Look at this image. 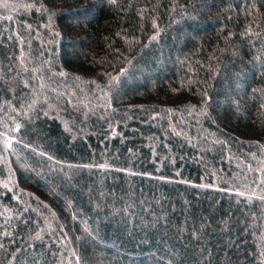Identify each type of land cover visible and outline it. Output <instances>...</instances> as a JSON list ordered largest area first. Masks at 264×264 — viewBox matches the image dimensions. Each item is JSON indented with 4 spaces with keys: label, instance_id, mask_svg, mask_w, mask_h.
<instances>
[{
    "label": "trees",
    "instance_id": "16d2710c",
    "mask_svg": "<svg viewBox=\"0 0 264 264\" xmlns=\"http://www.w3.org/2000/svg\"><path fill=\"white\" fill-rule=\"evenodd\" d=\"M0 264H264V0H0Z\"/></svg>",
    "mask_w": 264,
    "mask_h": 264
}]
</instances>
